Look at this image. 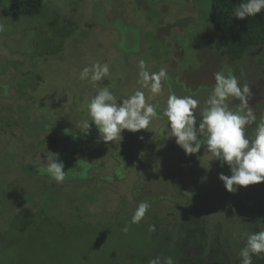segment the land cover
Instances as JSON below:
<instances>
[{"label": "rangeland", "instance_id": "rangeland-1", "mask_svg": "<svg viewBox=\"0 0 264 264\" xmlns=\"http://www.w3.org/2000/svg\"><path fill=\"white\" fill-rule=\"evenodd\" d=\"M11 4L0 0V264L144 262L159 240L149 237L147 225L130 224L143 201L150 208L141 221L163 222L160 229L188 215L205 218L209 235L221 223L238 254L233 241L244 220L264 211V182L228 192L218 175H230L229 167L203 147L186 155L168 137L163 112L174 93L197 99L199 117L214 74L231 73L250 89L248 107L256 121L245 131L253 138L264 119V45L235 62L210 48L220 38L208 19L210 0H44L41 13L16 18L9 15ZM141 59L149 72L167 70L155 96L137 83ZM97 62H107L110 74L95 84L80 81L79 71ZM105 86L118 103L144 91L158 116L147 130H124L122 139L100 141L87 104ZM227 104L236 111L241 101L232 97ZM89 139L91 145L77 148ZM72 148L86 164L68 172L99 175L62 185L43 173L23 172L24 166L43 167L51 153L62 160ZM245 208H251L248 216ZM24 209L35 224L26 221L22 232L15 216ZM2 240L8 241L4 247Z\"/></svg>", "mask_w": 264, "mask_h": 264}, {"label": "clouds", "instance_id": "clouds-1", "mask_svg": "<svg viewBox=\"0 0 264 264\" xmlns=\"http://www.w3.org/2000/svg\"><path fill=\"white\" fill-rule=\"evenodd\" d=\"M264 10V0H242L232 9V17L243 20L253 17ZM3 31V25H0ZM140 69L137 83L146 88L155 96L162 91V80L167 76V70L161 68L158 72H149L146 62H138ZM110 74L107 62L94 63L79 71L78 79L95 84ZM215 84L205 101V107L199 117L196 109L199 101L192 96H177L170 94L163 115L167 117L168 137H175V143L186 155H194L203 147L218 160L221 167L227 165L230 175L219 173L218 179L224 188L234 193L238 187L260 184L264 182V119L256 124L255 135L249 139L246 127L256 121V116L248 107L247 84L238 85L236 76L229 73L227 76L221 71L214 74ZM238 98L241 101L236 111L229 109V98ZM105 86L98 89L87 104V114L98 128V138L107 143L122 139L124 130L139 132L148 129L153 117H157L156 108L146 101L145 92L136 90L127 98L119 100ZM85 133L90 130V123L83 122ZM143 140V136L139 137ZM46 156L44 170L52 180L62 183L66 172L65 165L59 160V154L51 153ZM147 201L140 202L131 216L130 224H138L149 210ZM122 231L127 232L125 226ZM149 231H155V225L149 226ZM245 246L240 250L241 264H253V256L260 257L264 253V231L244 233ZM148 264H174L170 256H157L149 260Z\"/></svg>", "mask_w": 264, "mask_h": 264}, {"label": "trees", "instance_id": "trees-1", "mask_svg": "<svg viewBox=\"0 0 264 264\" xmlns=\"http://www.w3.org/2000/svg\"><path fill=\"white\" fill-rule=\"evenodd\" d=\"M241 2L242 0H210L208 19L213 29L219 33L220 38L215 41V43H210L209 46L210 48L216 50L221 57L227 58L231 62L241 60L244 54L251 47L264 45V10L256 16L246 17L243 20L232 17V9ZM43 5L44 0H12L9 15L15 18L19 16L37 15L41 13ZM26 122L29 121L26 120ZM66 134L70 136L68 132ZM77 136L79 137L81 134ZM88 138H90V135ZM70 140L73 143L71 137ZM90 140L91 139L83 142L82 144L77 143V148L80 147L79 149H82L83 147L85 148L91 145L89 143ZM149 142L151 143L150 145L155 144H153V140H150ZM73 151L74 148L63 152V158L61 161H63L65 165L64 170H66V176L64 179L65 181H63L64 184L62 185H65V183H68V181L71 180L77 181L84 180L86 178H93L99 173L96 172L95 175H89L87 173L82 175H78V173L70 174L68 169L76 168L77 166L75 165L80 166L81 164H86L83 160L77 158L74 155L76 152ZM98 164L99 162L97 165ZM93 167H95L93 164L90 165V168L93 169ZM33 171L49 176L42 166L23 167V172L27 175H31ZM104 176V178H107L106 175ZM245 207L248 208V206ZM246 208L244 216H248V212L251 210V208ZM31 213L32 212L29 209H24L17 213L15 216V221H19L16 226L17 231L19 229L22 232L27 230L29 222H33L31 224H35V220H31L33 219V215H31ZM40 213L42 214V211H39V215ZM249 216L250 217L246 218L242 224V234H244V232L253 233L264 231V211L260 210L256 216ZM34 217L36 218L38 216L34 215ZM26 221H28V223H26ZM116 221H119V219L117 218ZM140 222L147 225V234H149V237L156 238V240L158 239L159 243L156 242L157 244L148 252L145 256L146 260L144 262L136 264H148L149 260L157 256H170L173 258L174 264H241V257L239 253L245 246L246 240L242 238V235L237 237L235 236V241H233V243L236 245V248H238L239 253L233 254L230 249V237L228 235V237L222 235L221 223L215 225L212 234L209 235L207 233L206 219L201 216H185L180 222L176 223L171 228L166 229H160L163 222H157L154 224L143 221ZM119 223L121 224L122 220H120ZM150 225H155L154 232L149 231ZM39 226L40 224L38 227ZM6 234L7 233L5 232L3 235ZM7 243L8 241L5 243L3 240L1 241L3 247L4 245H7ZM1 253L2 252L0 250V254ZM133 257L134 255H131L129 259L132 260ZM253 264H264V253H262L259 258L253 256Z\"/></svg>", "mask_w": 264, "mask_h": 264}]
</instances>
